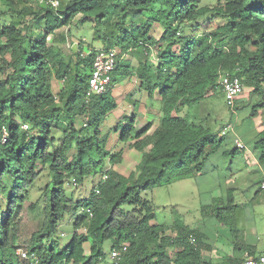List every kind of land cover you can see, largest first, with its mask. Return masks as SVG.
<instances>
[{
  "label": "trees",
  "instance_id": "trees-1",
  "mask_svg": "<svg viewBox=\"0 0 264 264\" xmlns=\"http://www.w3.org/2000/svg\"><path fill=\"white\" fill-rule=\"evenodd\" d=\"M65 1L0 0V264H31L18 252L17 230L40 165L50 179L44 218L27 247L38 264H229L206 255L198 229L179 219L159 223L144 194L196 178L221 148L225 134L192 111L222 93L221 73L243 77L253 100L248 120L264 116V0ZM78 15L93 19L104 48L138 57L135 65L121 58L112 89L90 100L95 51L65 62L50 41ZM79 114L86 117L80 129ZM260 138L264 146V130ZM131 151L138 160L126 169ZM94 178L90 195L76 198ZM122 245L127 250L112 260Z\"/></svg>",
  "mask_w": 264,
  "mask_h": 264
},
{
  "label": "crops",
  "instance_id": "crops-1",
  "mask_svg": "<svg viewBox=\"0 0 264 264\" xmlns=\"http://www.w3.org/2000/svg\"><path fill=\"white\" fill-rule=\"evenodd\" d=\"M248 101L244 92L237 97L230 118L216 129L225 134L224 143L204 172L193 178L201 177L208 185L202 191L199 217L191 212L182 217L186 225L204 234L206 255L214 263L239 264L247 256L264 254V146L257 144L264 116L249 121L253 100ZM236 139L246 148L237 147Z\"/></svg>",
  "mask_w": 264,
  "mask_h": 264
},
{
  "label": "rangeland",
  "instance_id": "rangeland-1",
  "mask_svg": "<svg viewBox=\"0 0 264 264\" xmlns=\"http://www.w3.org/2000/svg\"><path fill=\"white\" fill-rule=\"evenodd\" d=\"M68 1L69 0H66L64 3H67ZM205 1L213 2V0ZM89 20L93 19L84 17L81 18V15H78L70 28L65 27L60 29L55 39H52V37L50 38V41L53 44L63 48L65 51L62 52L59 59L65 62L76 63L77 59L75 53L78 51L79 43L82 44L81 47L85 51H88L89 49H93L95 51L97 48L104 47L100 41L95 40V29L92 24L88 22ZM63 37L65 40H63ZM121 58L122 60L126 59L131 61L134 65L138 62V57L134 54H127L124 57L120 56V59ZM129 83L130 84H126V87H133L135 84V78H132ZM62 86V82L57 79L54 80V91L57 97L56 104L58 105H62V99L59 95V91ZM124 87L125 86H122L121 88L123 89ZM124 89V92H126L127 88ZM244 93L247 95L249 94V88L246 86ZM121 96L124 98V95ZM230 109L231 106L226 101L223 92L212 93L202 102L192 107V111L195 114L205 117L207 121H209L208 123L213 125L215 129H219L225 120L230 118ZM85 121L86 117L79 114L75 117V126L80 129ZM108 123L115 125L117 123V119L115 117H111ZM54 131L58 139H61L62 133L58 130ZM111 149L114 151L117 150L112 147ZM137 158V152H127L122 166L126 169L132 167L138 160ZM40 168H42L41 177L32 187L30 199L26 201L25 206L21 209L19 214L20 219L17 232L19 236L18 246H20V248L18 252L27 249L31 235L33 232L38 230L42 219L44 218L41 196L50 179L48 168L42 165H40ZM94 179V182L87 183L80 188L75 189V197L78 199L88 197L92 192L94 185L98 181V178ZM207 186V183L204 179H201V177H199L197 181L193 178H187L174 181L168 185L157 187L147 194H144V196L152 201L155 208L156 219L159 223H172L176 219L182 220V217L184 215H189L190 212L191 216L195 213L199 217L202 200H204V193H202V191L204 187ZM109 250L110 246L108 245L107 251Z\"/></svg>",
  "mask_w": 264,
  "mask_h": 264
},
{
  "label": "built area",
  "instance_id": "built-area-1",
  "mask_svg": "<svg viewBox=\"0 0 264 264\" xmlns=\"http://www.w3.org/2000/svg\"><path fill=\"white\" fill-rule=\"evenodd\" d=\"M62 1L63 0H40V2L50 4L54 7H59ZM78 52H80L82 57H86L90 51L82 50V48L79 47ZM119 60L118 51L115 49L108 50L101 47L95 50L93 67L88 79V88L86 92L87 100H90L95 94H105L112 89V74L117 69ZM219 86L228 104L231 108H234L236 106L237 97L245 90L243 77L239 76L236 72L221 73ZM24 127L28 128L27 125H24ZM227 128H231V125H228ZM5 134H7V132H5ZM236 145L241 149L246 148V145L239 139H236ZM107 178L108 174H105L103 180ZM262 187L264 188V183ZM97 192H99V190H97ZM192 241H194V238ZM126 250L127 245H122L120 248H113L110 252L111 259L119 261ZM22 256L25 259H30L32 264H38V259L34 254L23 251ZM239 264H264V254L247 256Z\"/></svg>",
  "mask_w": 264,
  "mask_h": 264
},
{
  "label": "clouds",
  "instance_id": "clouds-1",
  "mask_svg": "<svg viewBox=\"0 0 264 264\" xmlns=\"http://www.w3.org/2000/svg\"><path fill=\"white\" fill-rule=\"evenodd\" d=\"M19 250V249H18ZM23 251H27V249H25V250H21L19 253L22 255V252ZM28 252V251H27ZM29 253V252H28ZM109 256H110V254H109ZM23 257V256H22ZM111 258V257H110ZM25 259V258H24ZM38 259V258H37ZM38 262H39V260H38ZM31 264H32V261H31Z\"/></svg>",
  "mask_w": 264,
  "mask_h": 264
}]
</instances>
